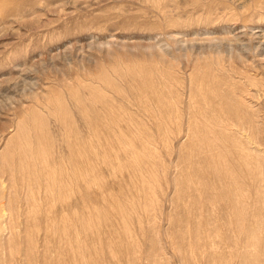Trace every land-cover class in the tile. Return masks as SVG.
Returning <instances> with one entry per match:
<instances>
[{
	"label": "rangeland",
	"instance_id": "obj_1",
	"mask_svg": "<svg viewBox=\"0 0 264 264\" xmlns=\"http://www.w3.org/2000/svg\"><path fill=\"white\" fill-rule=\"evenodd\" d=\"M0 264H264V0H0Z\"/></svg>",
	"mask_w": 264,
	"mask_h": 264
}]
</instances>
